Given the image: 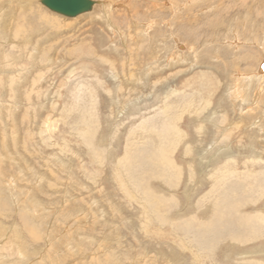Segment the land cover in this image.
Returning <instances> with one entry per match:
<instances>
[{"label": "rangeland", "instance_id": "374dc122", "mask_svg": "<svg viewBox=\"0 0 264 264\" xmlns=\"http://www.w3.org/2000/svg\"><path fill=\"white\" fill-rule=\"evenodd\" d=\"M16 1L0 264H264V0H95L72 20Z\"/></svg>", "mask_w": 264, "mask_h": 264}, {"label": "bare ground", "instance_id": "6f19581e", "mask_svg": "<svg viewBox=\"0 0 264 264\" xmlns=\"http://www.w3.org/2000/svg\"><path fill=\"white\" fill-rule=\"evenodd\" d=\"M4 1V0H3ZM20 2L21 3V5L22 6H24L23 7V10H21L22 12H24L26 15H30V16H32L33 14H34V12H36L37 11V9H38V7H36L34 4H35V2L34 1H38V0H17L16 2ZM91 1H93L94 2V6H93V8H92V11H90V12H88V13H85V14H90V13H92L95 9H96V6H98L99 4V2H97V1H95V0H91ZM195 1H197V0H192V2L191 3H195ZM104 2V1H103ZM5 3V2H4ZM40 3H41V1H40ZM42 4V3H41ZM102 4V3H101ZM105 4V3H104ZM169 5V4H168ZM44 6V5H43ZM102 6V5H101ZM116 6V5H115ZM170 6V5H169ZM173 9V8H172ZM97 10V9H96ZM106 11H112L111 9H109V10H106ZM174 12V11H173ZM55 14V13H54ZM85 14H82V15H79V16H77V17H74L75 19L76 18H78V17H80V16H83V15H85ZM56 15V14H55ZM107 16V20L110 22L111 21V19L109 18L110 16V13L109 12H107V14H106ZM57 16H59V17H61L60 15H58L57 14ZM25 19H26V17L25 16H23ZM33 17V16H32ZM1 19L2 18H6V17H0ZM36 18V17H35ZM63 18V17H62ZM74 18H67L66 17V19H74ZM54 19H56V20H59L58 18H56V17H53V20ZM7 20H9L8 19V16H7ZM33 20V19H32ZM38 20V19H37ZM16 21H17V18H16ZM49 21V20H48ZM251 21V20H250ZM4 22V24H0V29H2L3 28V26H4V28H5V30L4 31H0V34H3L4 35V37H2L1 38V40H6V26H7V21H3ZM34 22H36V21H34ZM40 22H41V20H40ZM50 22H52V21H50ZM112 23V22H111ZM257 25V24H256ZM25 26V25H24ZM31 26H33V25H31ZM10 27V26H9ZM112 27V26H111ZM3 28V29H4ZM114 28V27H113ZM116 29V28H115ZM14 30V29H13ZM238 30V29H237ZM236 31V30H235ZM237 32V31H236ZM16 34V33H15ZM245 34V33H244ZM9 35V34H8ZM14 35V34H13ZM15 36V35H14ZM13 36V37H14ZM18 36V35H17ZM16 36V37H17ZM131 36V35H130ZM264 36V35H263ZM246 38V37H245ZM25 39V38H24ZM229 39V38H228ZM13 42V41H12ZM188 51V50H187ZM179 53V52H178ZM173 64H175V65H178V64H180V62L182 61L181 59H177V58H174L173 60ZM113 63V62H112ZM111 64V63H110ZM114 64V63H113ZM261 67V66H260ZM115 68V67H114ZM261 71V70H260ZM27 72V71H26ZM5 73V72H4ZM264 73V72H263ZM261 74V72L260 73H258L257 75H255L253 78L255 79V81H253V82H257V83H259V84H263V82H264V74ZM145 74V73H144ZM147 75H148V73H146ZM20 75V74H19ZM126 77V76H125ZM20 78V77H19ZM236 78H239V77H236ZM127 80V79H126ZM238 81H240V78H239V80ZM250 81H252V80H250ZM236 85H238L237 83H235ZM254 85V84H253ZM17 85H15V87H16ZM239 86V85H238ZM238 86H236V89H238V91H239V93L241 94L242 92L240 91V89L238 88ZM255 87H257V85L255 86ZM17 88V87H16ZM252 88V87H251ZM255 89V88H254ZM7 90V89H6ZM253 90V89H252ZM259 90V89H258ZM11 91V90H10ZM235 91H233L232 93H234ZM261 92V91H260ZM259 93V92H258ZM256 95V94H255ZM261 95V94H260ZM236 98H240V97H236ZM257 99H258V97H256ZM257 99H256V101H257ZM244 100V99H243ZM230 105V104H229ZM9 106V105H8ZM207 106H208V104H207ZM236 106V105H235ZM226 109V108H225ZM198 112V111H197ZM13 117V116H12ZM165 118V117H164ZM13 119V118H12ZM181 119V118H180ZM179 119V120H180ZM256 125V124H255ZM226 127V126H225ZM179 128V127H178ZM177 127H173V131L175 132V135H177V136H175L176 138H177V140L178 141H180L179 140V138H182V136H181V134H180V132H179V129H178ZM201 128V127H200ZM165 129V128H164ZM164 129H163V131H164ZM202 129H200V131H201ZM172 131V132H173ZM154 133V132H153ZM168 133V132H167ZM171 135V134H170ZM163 137V136H162ZM167 137H163V139H166ZM150 142V141H149ZM145 145V144H144ZM147 145V144H146ZM162 145H164V146H162ZM168 145H170V143L168 144ZM156 146V145H155ZM167 145L166 144H164V142L161 144V147L158 149V153H159V155L160 156H162V158H164V159H159V161L161 160H168V159H170V158H168L169 157V155L170 154H175V149H177V147L178 146H174V145H170V148H169V150L167 151ZM207 148V147H206ZM24 154V153H23ZM155 154V153H154ZM152 161V160H151ZM163 161V162H164ZM154 162V161H153ZM158 162V161H157ZM160 163V162H159ZM165 163V162H164ZM168 164H170L171 166H173V164L172 163H169L168 162ZM168 164H167V166H168ZM164 165V164H163ZM156 166V165H155ZM162 165L160 164V167H161ZM157 167V166H156ZM159 167V168H160ZM166 167V166H165ZM162 168V167H161ZM160 168V169H161ZM167 168V167H166ZM170 168V167H169ZM163 169H164V167H163ZM171 169H172V167H171ZM176 169V168H175ZM158 171V170H157ZM159 171H162V170H159ZM168 172L170 171L169 169L167 170ZM167 171H165V172H167ZM180 171V170H179ZM164 172V175L166 174ZM171 172V171H170ZM176 172H177V170H176ZM172 173V172H171ZM175 173V172H174ZM178 173V172H177ZM145 174V173H144ZM149 174V173H148ZM146 175V174H145ZM168 175V174H167ZM166 175V176H167ZM170 175H173V174H170ZM149 176V175H148ZM159 176V175H158ZM166 176H164V177H166ZM168 177V176H167ZM172 177V176H171ZM176 177V176H175ZM177 177H179V176H177ZM143 178H146V177H143ZM148 178V177H147ZM174 178V177H173ZM164 179V178H163ZM169 179V178H168ZM160 180V179H159ZM171 180V179H170ZM92 184V183H91ZM148 192V191H147ZM150 192V191H149ZM148 192V193H149ZM147 194V193H146ZM143 195H145L144 193H143ZM152 196V195H151ZM153 199V198H152ZM38 201H39V199H38ZM155 201V200H154ZM39 203V202H38ZM37 203V204H38ZM145 207V206H144ZM146 208V207H145ZM142 209V208H141ZM110 211V210H109ZM145 211H147V210H145ZM103 216V215H102ZM159 216V215H158ZM162 217V216H161ZM85 220V219H84ZM105 220V219H104ZM139 222V221H138ZM205 227V226H204ZM210 228V227H209ZM208 231V230H207ZM146 234V233H145ZM58 237V236H57ZM215 238V237H214ZM209 240V239H208ZM212 241V240H211ZM1 243V242H0ZM10 244V243H9ZM5 246V245H4ZM3 246V247H4ZM16 246V245H15ZM1 247V246H0ZM19 251V253H20V255H22L23 256V250H22V248L21 249H19L18 250ZM14 254V253H13ZM2 258V257H1Z\"/></svg>", "mask_w": 264, "mask_h": 264}, {"label": "water", "instance_id": "95a60500", "mask_svg": "<svg viewBox=\"0 0 264 264\" xmlns=\"http://www.w3.org/2000/svg\"><path fill=\"white\" fill-rule=\"evenodd\" d=\"M42 5L55 14L74 18L92 11L94 2L91 0H41ZM264 72V63L260 67Z\"/></svg>", "mask_w": 264, "mask_h": 264}]
</instances>
